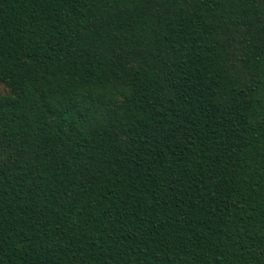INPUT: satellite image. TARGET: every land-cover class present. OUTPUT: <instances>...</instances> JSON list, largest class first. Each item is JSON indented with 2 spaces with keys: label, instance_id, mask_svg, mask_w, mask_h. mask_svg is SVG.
Listing matches in <instances>:
<instances>
[{
  "label": "trees",
  "instance_id": "16d2710c",
  "mask_svg": "<svg viewBox=\"0 0 264 264\" xmlns=\"http://www.w3.org/2000/svg\"><path fill=\"white\" fill-rule=\"evenodd\" d=\"M0 264H264V0H0Z\"/></svg>",
  "mask_w": 264,
  "mask_h": 264
},
{
  "label": "rangeland",
  "instance_id": "374dc122",
  "mask_svg": "<svg viewBox=\"0 0 264 264\" xmlns=\"http://www.w3.org/2000/svg\"><path fill=\"white\" fill-rule=\"evenodd\" d=\"M7 94V90L5 89L4 86L0 85V95H5Z\"/></svg>",
  "mask_w": 264,
  "mask_h": 264
}]
</instances>
